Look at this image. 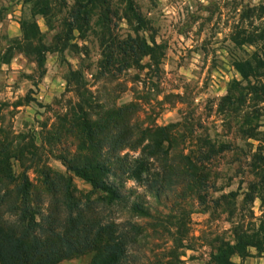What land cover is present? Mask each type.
<instances>
[{"label": "rangeland", "instance_id": "374dc122", "mask_svg": "<svg viewBox=\"0 0 264 264\" xmlns=\"http://www.w3.org/2000/svg\"><path fill=\"white\" fill-rule=\"evenodd\" d=\"M35 1L0 0V129L35 134L40 145L39 133L76 102L77 88L102 106L142 102L141 121L174 125L177 152L209 158L202 161V202L181 193L182 186L151 202L156 211L143 220L148 237L141 261L215 264L220 241L233 242L235 228L253 238L264 233V195L243 204L261 171L255 159L264 154V96L234 86L242 101L221 102L234 82L264 84L263 75L248 83L237 71L251 66L264 73V0H40L48 5L46 16L34 14ZM129 38L146 42L151 55L133 56ZM56 146L38 149L41 162L28 172L35 190L42 192L48 168L79 194L100 195L66 171L54 157ZM231 262L264 264V243Z\"/></svg>", "mask_w": 264, "mask_h": 264}, {"label": "trees", "instance_id": "16d2710c", "mask_svg": "<svg viewBox=\"0 0 264 264\" xmlns=\"http://www.w3.org/2000/svg\"><path fill=\"white\" fill-rule=\"evenodd\" d=\"M32 7L35 15L42 16L49 9L40 0ZM21 26L25 30L24 23ZM127 42L131 43L128 47L133 56H150L153 51L144 41L129 38ZM37 64L42 66V58ZM260 70L248 66L237 71L250 83V79L264 76L259 75ZM239 85L234 82L221 102L242 101V93L234 98V86L264 96V84L260 88ZM74 93L76 102L57 116L56 125L48 130L44 127L38 140L41 146L57 145L60 149L54 157L66 171L100 195L92 198L79 194L68 178L45 166L42 192L36 191L28 172L41 162L37 136L13 134L1 128L0 264H59L82 256L90 257L88 264H145L140 257L148 237L143 220L152 218L156 211L151 202L159 203L176 193L177 186L184 187L181 193L203 200L207 182L201 175L202 161L209 157L200 159L177 152L174 125L141 121L146 115L145 104L136 100L121 106H102L83 88ZM255 160L261 171L258 181L246 188V206L264 195V154ZM13 162L18 163L20 173L13 171ZM260 224L264 225V217ZM236 230L233 242L220 241L212 257L215 264H233L231 257L241 256L249 248L261 251L264 233L253 238Z\"/></svg>", "mask_w": 264, "mask_h": 264}]
</instances>
